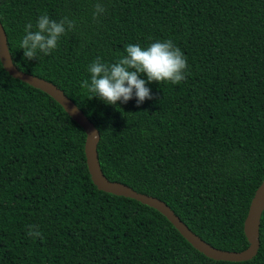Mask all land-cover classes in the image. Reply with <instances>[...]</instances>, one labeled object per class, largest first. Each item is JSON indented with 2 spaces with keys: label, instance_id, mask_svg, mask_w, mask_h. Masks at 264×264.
Here are the masks:
<instances>
[{
  "label": "trees",
  "instance_id": "trees-1",
  "mask_svg": "<svg viewBox=\"0 0 264 264\" xmlns=\"http://www.w3.org/2000/svg\"><path fill=\"white\" fill-rule=\"evenodd\" d=\"M97 3L106 11L93 19ZM42 14L75 27L28 60L19 44ZM0 21L13 64L55 84L98 129L109 180L163 200L214 247L248 246L243 223L264 179V0H0ZM168 39L187 57L181 83L149 82L140 105L81 87L98 57L114 63L129 44ZM85 137L0 61V264H264V210L252 259L206 257L156 209L99 190Z\"/></svg>",
  "mask_w": 264,
  "mask_h": 264
},
{
  "label": "clouds",
  "instance_id": "clouds-1",
  "mask_svg": "<svg viewBox=\"0 0 264 264\" xmlns=\"http://www.w3.org/2000/svg\"><path fill=\"white\" fill-rule=\"evenodd\" d=\"M106 9L100 3L95 5L93 19H97ZM75 22L68 17L59 22L50 19L48 15H40L36 30L31 23L25 25L19 47L23 49L24 57L28 60L37 59L39 53L49 55L58 47V41L66 31H71ZM189 68L187 57L171 39L156 40L146 48L139 44L126 46V55H122L114 63H105L99 57L88 67L91 79L84 80L81 87L87 89L93 97H99L107 104L116 105L117 102L127 103L136 97L137 105L152 99V93L147 84L152 81L171 82L179 84L186 79ZM142 73L147 80L141 79ZM28 236L33 239L43 238L37 225L28 226Z\"/></svg>",
  "mask_w": 264,
  "mask_h": 264
},
{
  "label": "water",
  "instance_id": "water-1",
  "mask_svg": "<svg viewBox=\"0 0 264 264\" xmlns=\"http://www.w3.org/2000/svg\"><path fill=\"white\" fill-rule=\"evenodd\" d=\"M0 61L3 68L13 78L19 79L34 88L41 90L54 99L65 112L78 123L85 131L84 154L86 165L94 185L102 191L135 199L142 204L156 209L174 226V228L186 239L192 247L203 253L206 257L223 261H245L252 259L259 248V226L262 211L264 210V179L256 188L250 201L247 215L244 219L243 230L248 241V246L240 251H229L212 246L195 232H193L174 211L161 199L140 193L130 186L109 180L101 170L97 143L100 138L98 129L77 107V105L65 95L55 84L44 78L19 70L12 62L7 44V35L0 21Z\"/></svg>",
  "mask_w": 264,
  "mask_h": 264
}]
</instances>
